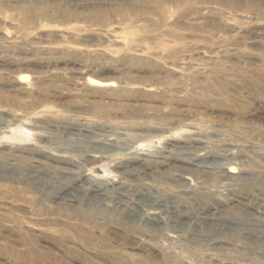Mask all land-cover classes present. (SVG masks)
<instances>
[{"label":"rangeland","instance_id":"1","mask_svg":"<svg viewBox=\"0 0 264 264\" xmlns=\"http://www.w3.org/2000/svg\"><path fill=\"white\" fill-rule=\"evenodd\" d=\"M0 264H264V0H0Z\"/></svg>","mask_w":264,"mask_h":264},{"label":"bare ground","instance_id":"2","mask_svg":"<svg viewBox=\"0 0 264 264\" xmlns=\"http://www.w3.org/2000/svg\"><path fill=\"white\" fill-rule=\"evenodd\" d=\"M21 79H24V76H21ZM95 79V78H94ZM94 79H91V82L95 85H112L113 82H108V81H99V79L97 80H94ZM98 152H94V151H90V152H87L86 154V160L87 161H91L93 164H101L103 165V161L105 160L106 156L102 155V154H97ZM144 159V157H142L140 159V161H146V160H142ZM97 168H99V171L101 172L100 170V165L96 166ZM226 171L228 172V176L231 177L232 175L236 174L238 171H237V167L234 166V165H231L229 167L226 168ZM187 173L186 172H183V174L181 175V178L187 180V181H190L191 180V177L189 175H186ZM80 191V184L77 183L76 185H74L73 187L67 189L61 196L56 194L54 197L55 200H66V199H69L70 201H73L75 202L78 198V195L76 194H79L78 192ZM82 191V189H81ZM76 193V194H74ZM93 193L95 195H100L102 196L101 198V203L103 205H107L106 202H105V198L107 197V193L106 192H103V188H94L93 189ZM146 211L153 217L155 218H160L161 217V211L159 210L158 207H155V206H147L146 207Z\"/></svg>","mask_w":264,"mask_h":264}]
</instances>
